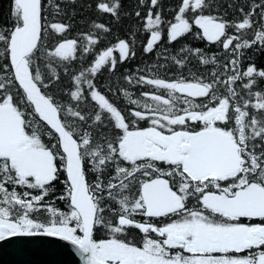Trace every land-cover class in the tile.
I'll use <instances>...</instances> for the list:
<instances>
[{"label": "snow or ice", "instance_id": "obj_1", "mask_svg": "<svg viewBox=\"0 0 264 264\" xmlns=\"http://www.w3.org/2000/svg\"><path fill=\"white\" fill-rule=\"evenodd\" d=\"M211 6L180 0L168 40L194 25L197 38L222 45L226 62L193 49L201 65L214 66L207 76L125 77L155 90L142 91L143 100L123 90L126 116L95 78L105 67L115 70L114 51L120 62L128 58V44L120 40L100 51L72 75L67 100L58 101L49 94L60 81L53 60H74L77 41L42 47L49 30L63 34L68 26L44 23L42 0H12L11 26L0 27V241L55 237L83 264H264V91H254L264 69L241 64L242 49H264V0H251L248 11L241 7L242 19L233 22L204 14ZM96 7L117 16L120 5L100 0ZM152 8L144 18L146 53L161 40L164 23ZM84 38L87 53L98 41ZM171 60L184 69L188 57ZM88 172L95 174L92 183ZM97 228L106 238H94ZM129 228L142 234L139 243L121 238Z\"/></svg>", "mask_w": 264, "mask_h": 264}, {"label": "trees", "instance_id": "obj_2", "mask_svg": "<svg viewBox=\"0 0 264 264\" xmlns=\"http://www.w3.org/2000/svg\"><path fill=\"white\" fill-rule=\"evenodd\" d=\"M12 0H0V27L11 26L10 8ZM100 0H53L54 4L59 5V13H56L49 6L48 0H42L43 12L45 17L44 23H62L67 25V30L63 34H56L49 30L50 34L45 36L41 42L42 47L52 50L59 42L66 39H75L77 41V51L75 59L68 62L53 60V66L56 67L60 75V81L55 83L49 89V94L54 95L58 101H65L67 97L64 92L71 87L72 75H78L79 72L91 65L95 56L102 50L108 47H113L120 40H124L129 46V56L123 62L119 61V52L114 51L113 57L117 59V64L114 71H109L107 67L101 69L95 78V83L100 87L102 92H106L109 98L124 111L126 110L127 99L122 95L123 90L131 93L133 99L143 100L140 95L142 91H155L147 85L140 86L129 84L125 77L130 76L135 79L139 75L157 76L160 78L174 79L178 75L183 74L187 78H191L192 73L203 74L205 76L213 69V65H201L197 58L191 55V50L200 49L201 52L211 58L216 56L221 64L226 62L227 56L222 49V45L210 43L206 40L199 39L196 33L200 32L194 25L192 30L178 37L176 41L169 43L167 36L168 23L174 22L175 11L180 3V0H158V6L152 8L150 0H145L143 5L139 0H119L120 7L117 10V16L108 13H101L97 10V3ZM111 3L112 0H106ZM211 9L205 10L204 14H212L221 17L223 20L233 22L237 19H242L239 11L244 7L245 11L249 10L251 0H210ZM258 3L259 0H256ZM149 8H152L153 13L161 12L164 23L160 26L161 40L154 46L153 51L146 53L144 47L147 40L150 38V32L144 28L145 20ZM140 12V16H136V12ZM105 25L110 31L104 32L100 29H95L93 23ZM229 35L235 34L233 28H228ZM85 35H92L97 39L98 43L90 46V51L85 53L84 47L87 44ZM251 31L247 33V38L251 39ZM182 49L188 51L182 52ZM241 64L242 68L246 69L250 64H255L257 69H264V49L255 46L249 49H242ZM183 58L188 57L187 66L184 69H179L171 60V57ZM5 61H0L3 63ZM46 60H41L43 65ZM164 65V67H160ZM65 66L68 67V73H65ZM46 72V69L44 70ZM111 89L112 92H108ZM117 90H120L119 92ZM264 91V81H258L254 91ZM134 107V106H132ZM145 122H140V127H146ZM47 142V137H45ZM164 167V165H161ZM95 174L88 172L87 179L89 183L94 180ZM61 174V181L63 180ZM61 181L55 182L56 195L63 192V184ZM107 182V176H105ZM49 200L53 197L47 198ZM55 206L66 210L65 205L61 201H56ZM116 207V205H113ZM138 219V217H137ZM140 233L129 232L127 237H121L128 240L140 242ZM130 236L132 238H130ZM94 238L99 240L106 238V232L103 229L97 228L94 231Z\"/></svg>", "mask_w": 264, "mask_h": 264}, {"label": "water", "instance_id": "obj_3", "mask_svg": "<svg viewBox=\"0 0 264 264\" xmlns=\"http://www.w3.org/2000/svg\"><path fill=\"white\" fill-rule=\"evenodd\" d=\"M0 264H83L76 250L55 237H11L0 241Z\"/></svg>", "mask_w": 264, "mask_h": 264}, {"label": "flooded vegetation", "instance_id": "obj_4", "mask_svg": "<svg viewBox=\"0 0 264 264\" xmlns=\"http://www.w3.org/2000/svg\"><path fill=\"white\" fill-rule=\"evenodd\" d=\"M191 203H195V201H192ZM190 206H191V204H190ZM138 219H140V218L138 217ZM244 222H247V221H244ZM128 231L129 232H139V230L134 229V228H129Z\"/></svg>", "mask_w": 264, "mask_h": 264}, {"label": "rangeland", "instance_id": "obj_5", "mask_svg": "<svg viewBox=\"0 0 264 264\" xmlns=\"http://www.w3.org/2000/svg\"><path fill=\"white\" fill-rule=\"evenodd\" d=\"M137 233H139V232H137ZM130 238H132V237L130 236Z\"/></svg>", "mask_w": 264, "mask_h": 264}]
</instances>
